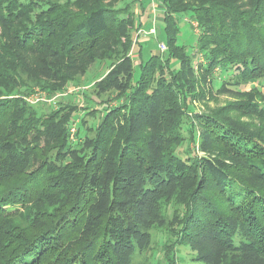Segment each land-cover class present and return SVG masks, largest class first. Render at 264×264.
<instances>
[{
    "label": "trees",
    "instance_id": "trees-1",
    "mask_svg": "<svg viewBox=\"0 0 264 264\" xmlns=\"http://www.w3.org/2000/svg\"><path fill=\"white\" fill-rule=\"evenodd\" d=\"M111 1L18 5L0 0V86L8 92L23 87V76L31 74V55L40 57L39 73L44 75L32 69L39 76L29 79L54 90L61 82H75L98 62H112L114 69L95 85L97 91L119 87L116 78L121 73L134 80L132 50L139 45L142 55V29L134 30L135 37L130 32L134 23L111 8ZM190 1L198 5L178 14L191 16L193 26L197 24V50L207 59L205 72L217 68L238 75L241 81L230 78L236 85L264 79V0H163L166 47L170 61L178 59L180 68L171 75L173 85L158 84L155 95L162 103L157 118L145 107L151 103L146 93L159 65L157 55L141 61L136 84L121 96L123 105L103 118L91 153L82 154L85 147H76L77 155L65 166L57 165L52 155L58 158L68 142L71 117L52 113L38 118L26 100L30 107L19 100L0 102V264L130 263L134 244L141 242L138 234L148 231L142 215L148 218L153 211L142 206L160 192L150 187L144 191L143 174L159 175L160 186L169 178L170 185H177L174 177H191V166L171 155L188 107L186 92L196 90L199 82L193 78V65L178 53L180 29L174 28L175 8ZM178 84L183 94L174 91ZM125 110L128 115L123 117ZM201 166L218 187L231 183L227 161L204 158ZM51 205L57 206L53 212L48 210ZM248 206L247 229L252 237L264 239V217L257 214L264 212V196L260 202L253 198Z\"/></svg>",
    "mask_w": 264,
    "mask_h": 264
},
{
    "label": "rangeland",
    "instance_id": "rangeland-1",
    "mask_svg": "<svg viewBox=\"0 0 264 264\" xmlns=\"http://www.w3.org/2000/svg\"><path fill=\"white\" fill-rule=\"evenodd\" d=\"M14 1L19 5L47 0ZM53 1L59 5L80 2ZM187 3L175 8L177 13L173 14V18L178 25L175 22L174 28L180 29L177 38L178 53H183L187 62L193 65V78L199 82L195 92H186L188 107L181 117L183 119L178 126L180 137L172 146L171 155L191 166V177L182 180H176L181 175L174 177L177 185H170L169 178L164 186H160L163 179L159 175L143 174L144 191L150 187L160 192L155 197L156 200L152 199L150 204L142 206L144 210L153 211L148 218L145 217L146 214L142 215L148 231L145 235L138 234L141 242L134 244L135 250L129 264H264V256H261L264 252V239H258L255 235L252 237L247 229L248 224L244 221V213L248 211L250 201L254 198V201L256 199V202H260L264 196V79L236 85V80L241 81L238 75L232 76L233 73H230L229 77L217 68L206 73L207 59L197 50L198 28L193 26L191 16L178 14V10L198 5L190 1L188 4L194 5L186 6ZM108 5L121 14L123 12L125 21L129 19L134 23L133 30L130 31L134 36L142 26L149 31L153 23H156L157 33L142 36L140 40L142 55H139V45L132 50L133 66L136 69L134 80L121 73L116 78V86L119 87L97 91L95 85L106 78V71L114 69L112 62H98L92 64L86 74L77 77L75 82H61L54 86V90L47 85L34 84L29 79L36 80L39 75H44L39 73L41 68L37 60L40 57L31 55L27 57L31 74L29 77L23 76V87L18 86L8 92L10 89L5 90L0 86V102L19 100L25 103L24 97L38 95L44 99L33 105L38 118L52 113H59V117L63 114L71 117L68 142L60 148L58 158L51 154L60 166L68 165L77 155L73 150L76 147H85L82 154L91 153V143L96 140L103 118L123 105L125 99L122 95L124 92L129 93L136 84L141 61H146L153 55L159 57L154 79L146 93L150 96L151 103L145 105L151 109L155 118L162 103L155 95L158 84L163 82L167 86L173 85L171 75L180 68L178 59L172 58L170 61L169 48L166 51L160 49L161 44L167 46L168 43L163 0H113ZM1 31L0 27V34ZM138 36H141L139 32ZM1 46L3 47L2 44ZM32 69L39 75L34 76L37 74L33 75ZM71 77H74V73ZM180 85L174 86L177 95L183 94L177 88ZM121 115L124 117L128 114L125 110ZM123 124L124 121L121 125ZM43 146H46L44 142ZM204 158H219L228 162L231 183L225 189L218 187L209 172L201 166ZM34 166L37 167L38 164ZM11 183L8 182V185ZM111 191L110 185V193ZM112 197H108L109 200ZM16 204V207L23 209L21 204ZM56 208L54 205L48 206L50 212ZM257 214L259 219L264 217V212Z\"/></svg>",
    "mask_w": 264,
    "mask_h": 264
},
{
    "label": "built area",
    "instance_id": "built-area-1",
    "mask_svg": "<svg viewBox=\"0 0 264 264\" xmlns=\"http://www.w3.org/2000/svg\"><path fill=\"white\" fill-rule=\"evenodd\" d=\"M194 26H197L196 23H194ZM157 33V29H156V23L154 22L153 23V27L149 30V31H146V30H140L139 31V35H142V36H145V35H155ZM161 51H166L167 50V47L164 45V44H161ZM25 100L31 104V105H36V104H39L43 99V97L41 96H30L28 98H25Z\"/></svg>",
    "mask_w": 264,
    "mask_h": 264
},
{
    "label": "crops",
    "instance_id": "crops-1",
    "mask_svg": "<svg viewBox=\"0 0 264 264\" xmlns=\"http://www.w3.org/2000/svg\"><path fill=\"white\" fill-rule=\"evenodd\" d=\"M143 27H144V26H143ZM141 28H142V27H141ZM150 29H151V28H150ZM142 30H144V28H142ZM135 36H136V35H135ZM140 40H141V38H139V43H140ZM139 55H140V54H139ZM106 62H107V61H106ZM106 72H107V73H105L104 76H106V75L108 74L109 71H106ZM101 78H103V77H101ZM101 78H100V79H101Z\"/></svg>",
    "mask_w": 264,
    "mask_h": 264
}]
</instances>
